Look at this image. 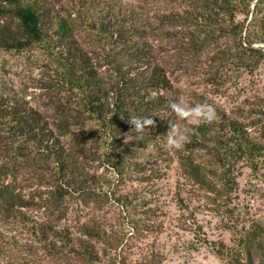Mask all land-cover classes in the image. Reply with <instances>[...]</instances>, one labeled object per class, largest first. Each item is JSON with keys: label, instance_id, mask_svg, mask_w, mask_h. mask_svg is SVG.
<instances>
[{"label": "rangeland", "instance_id": "obj_1", "mask_svg": "<svg viewBox=\"0 0 264 264\" xmlns=\"http://www.w3.org/2000/svg\"><path fill=\"white\" fill-rule=\"evenodd\" d=\"M38 1L47 22L43 25L51 36L56 22L63 18L73 26V39L82 43L103 42L95 36L101 26L124 19L132 33L136 32L133 42H147L153 60L165 68L179 92V103L183 101L189 109L210 107L214 113L239 116L248 123L253 140L264 148V29L259 31L264 19L252 18L256 0H246L249 7L235 9L234 18L214 6L219 15L206 22V29L218 35L219 41L205 43L192 59L176 44L172 35L176 27L170 17L180 14L187 18L199 7L196 13L204 20L209 0ZM3 6L12 12V4ZM199 23L187 20L186 26L195 28ZM0 29L5 35L21 33L13 13L5 14ZM241 29L243 42H238L239 35L232 31ZM240 43L262 52H246L241 60L237 53ZM96 46L92 48L102 58L95 59L103 64L104 72L103 49ZM54 64L46 52L0 51V79L51 126L58 119L60 100L76 108L67 100L68 92L57 84ZM201 121L182 119L179 130L186 134L188 127ZM64 142L71 144L74 137ZM222 147L229 154L225 159L219 161L211 154L199 158L205 169L201 181L168 143L159 149L146 148L136 158L137 167H127L123 175L105 160L89 156L86 171L93 190L72 191L65 184L59 191L52 175L25 169L15 181L10 177L5 182L14 181L24 201L16 221L0 219V264H57L41 246L38 228L46 224L73 236L82 234L87 225H100L109 235H125L123 252L133 260L160 251L162 264H232L230 255L239 247L240 237L259 227L264 238V154L252 165L234 157L233 140L223 139ZM135 225L139 230L133 229ZM30 228L35 229L34 235ZM118 252L122 253L110 249V256ZM102 258L109 264L108 255Z\"/></svg>", "mask_w": 264, "mask_h": 264}, {"label": "trees", "instance_id": "obj_2", "mask_svg": "<svg viewBox=\"0 0 264 264\" xmlns=\"http://www.w3.org/2000/svg\"><path fill=\"white\" fill-rule=\"evenodd\" d=\"M4 3L13 5L12 12L3 6ZM39 5L38 0L24 3L0 0V22L5 14L13 13L21 28L20 34L8 35L0 29V51L46 52L55 62L57 84L68 92L67 100L76 108H69L60 100L58 119L53 120L51 126L44 115L29 107L13 87L0 79V219L10 222L17 220L16 213L23 205V197L17 192L14 181L25 169L47 173L48 177L52 175L59 191L64 190L65 184L72 191L93 190L88 185L90 176L86 171L89 156L105 160L118 175H123L127 167H137L136 158L144 155L146 148L163 147L170 128L179 129L182 125V119L171 107L179 103L177 88L171 84L165 68L153 60L147 42H133L136 32L133 34L127 27L128 22L120 19L114 22L121 23L118 26L112 21L103 24L95 33L103 42L82 43L73 39V26L63 18L56 22L51 36V30L43 25L47 22ZM249 5L246 0H238L235 4L232 0H209L204 20L201 13H196L200 12L199 7L189 12L187 18L171 15L176 27L172 32L176 44L184 53L190 54L191 59L198 56L205 43L219 41L218 35L206 29V22L219 15L214 6L234 18L235 9L242 10ZM263 11L264 0H256L252 12L254 21H263L264 15L262 19L258 18ZM187 20L196 24L201 22V25L187 28ZM234 31V35H239L238 42H243L242 29ZM96 44L103 49L104 72L101 71L103 64L95 59L102 58L98 54L100 51L95 50ZM246 52L262 51L251 44L245 47L240 43L237 53L241 60ZM139 116L153 120V125L142 137L130 123L131 117ZM248 127L246 120L239 116L215 111L211 122L202 119L188 127L183 149L174 151L197 181L202 180L205 170L199 160L201 156L211 154L219 157V161L228 157L222 147L223 139L234 141V157L254 165L263 156L264 148L253 140ZM69 137H74L71 144L64 142ZM10 177L14 181L5 183ZM22 223L25 225V219ZM46 225L38 228L41 246L49 256L56 258L57 264H107L103 254L109 256V264H162L164 261L160 251L129 259L123 252L125 235H109L100 225L83 226L82 234L78 236ZM133 229L139 230L138 225ZM30 230L34 235L35 229ZM261 235L257 227L240 237L239 247L230 255V263L264 264V238ZM110 249L122 253L112 257Z\"/></svg>", "mask_w": 264, "mask_h": 264}, {"label": "clouds", "instance_id": "obj_3", "mask_svg": "<svg viewBox=\"0 0 264 264\" xmlns=\"http://www.w3.org/2000/svg\"><path fill=\"white\" fill-rule=\"evenodd\" d=\"M173 111L181 119H187L190 122H195L197 119H203L211 122L215 118L214 110L210 107H194L187 108L183 101L171 105ZM130 123L134 126L136 134L143 136L146 129L153 125V120L148 116L131 117ZM186 141V134L181 132L175 126L170 128V135L168 136L167 143L173 149H180Z\"/></svg>", "mask_w": 264, "mask_h": 264}]
</instances>
